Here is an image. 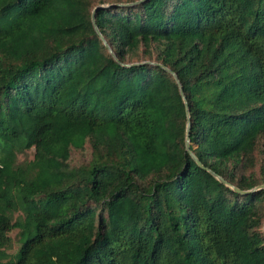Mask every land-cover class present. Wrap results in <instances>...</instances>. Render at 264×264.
Masks as SVG:
<instances>
[{"label":"trees","instance_id":"16d2710c","mask_svg":"<svg viewBox=\"0 0 264 264\" xmlns=\"http://www.w3.org/2000/svg\"><path fill=\"white\" fill-rule=\"evenodd\" d=\"M136 1L0 0V264H264V190L185 152L164 69L201 164L264 185V0L100 9L162 66L123 67L91 13Z\"/></svg>","mask_w":264,"mask_h":264},{"label":"water","instance_id":"95a60500","mask_svg":"<svg viewBox=\"0 0 264 264\" xmlns=\"http://www.w3.org/2000/svg\"><path fill=\"white\" fill-rule=\"evenodd\" d=\"M142 1L145 0H140V1H136L134 3L131 4H111V5H99L97 7H95L92 10L91 13V23L93 26V29L95 31V33L99 36V38L102 40L103 44L105 45V47L108 49V52L110 53V55L113 57V59L118 62L120 65H122L123 67H131V66H137V65H143V64H152V65H157L162 67L161 65L157 64V63H153V62H149V61H145V62H140V63H133V64H122L118 61L117 57L114 55V53L112 52V50L109 48V46L107 45L106 41L104 40L103 36L101 35V33L99 32L96 23H95V13L103 8H108V7H113V6H130L133 4H138ZM164 68V67H163ZM166 71H168L170 74H172L176 80V83L178 84V88H179V93L181 95V98L184 102L185 105V110H186V117H187V125H186V132H185V152L193 159V161L197 164L198 167H200L201 169H204L205 171L209 172L214 178H216L221 184L225 185L226 187L230 188L231 190H233L235 193L238 194H242V195H248L251 194L253 192L259 191V190H264V185H259L256 186L255 188L251 189V190H247V191H242L240 189H238L237 187L227 183L222 177L218 176L216 173H214L213 171L205 168L201 162L197 159V157L194 155V153L190 150V117H189V108H188V103L186 101V98L184 96L181 84L179 82V80L177 79V77L167 68H164ZM263 233H264V222H263V227H262Z\"/></svg>","mask_w":264,"mask_h":264},{"label":"rangeland","instance_id":"374dc122","mask_svg":"<svg viewBox=\"0 0 264 264\" xmlns=\"http://www.w3.org/2000/svg\"><path fill=\"white\" fill-rule=\"evenodd\" d=\"M26 154H27V155H26V158H27V159H30V160L33 159V151H27ZM24 158H25V156H23V155H19V156H18V159H19L20 161L24 160ZM11 236H12V238H14V237H15V232H13Z\"/></svg>","mask_w":264,"mask_h":264}]
</instances>
